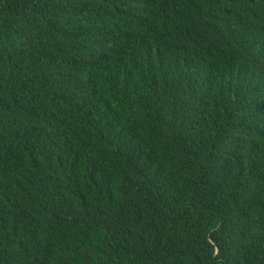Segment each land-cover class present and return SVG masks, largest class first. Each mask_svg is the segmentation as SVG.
<instances>
[{
  "label": "trees",
  "instance_id": "trees-1",
  "mask_svg": "<svg viewBox=\"0 0 264 264\" xmlns=\"http://www.w3.org/2000/svg\"><path fill=\"white\" fill-rule=\"evenodd\" d=\"M0 264H264V0H0Z\"/></svg>",
  "mask_w": 264,
  "mask_h": 264
}]
</instances>
